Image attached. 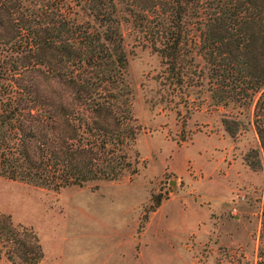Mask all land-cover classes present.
Here are the masks:
<instances>
[{"label":"trees","instance_id":"obj_1","mask_svg":"<svg viewBox=\"0 0 264 264\" xmlns=\"http://www.w3.org/2000/svg\"><path fill=\"white\" fill-rule=\"evenodd\" d=\"M124 25L160 56L174 97L188 103L199 89L237 110L222 117L231 136L250 128L262 93L264 147V0H0V175L60 189L138 171ZM245 160L263 167L260 148ZM3 256L37 264L45 253L33 228L2 213Z\"/></svg>","mask_w":264,"mask_h":264},{"label":"rangeland","instance_id":"obj_2","mask_svg":"<svg viewBox=\"0 0 264 264\" xmlns=\"http://www.w3.org/2000/svg\"><path fill=\"white\" fill-rule=\"evenodd\" d=\"M124 32L140 127L127 150L138 171L60 189L0 175V214L38 234L45 256L37 264H259L262 93L247 111L250 128L231 136L222 117L237 110L214 108L199 89L188 103L174 97L158 79L160 56L128 25ZM50 87L64 90L57 81ZM252 148L261 150V169L246 163ZM0 264L20 263L3 256Z\"/></svg>","mask_w":264,"mask_h":264}]
</instances>
